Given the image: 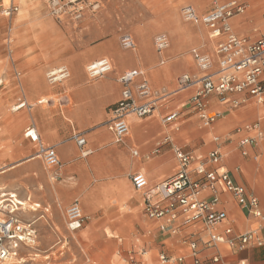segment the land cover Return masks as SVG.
<instances>
[{
    "label": "crops",
    "instance_id": "crops-1",
    "mask_svg": "<svg viewBox=\"0 0 264 264\" xmlns=\"http://www.w3.org/2000/svg\"><path fill=\"white\" fill-rule=\"evenodd\" d=\"M140 1L145 6V2ZM241 1L242 10L229 18L230 22L227 20L229 32L253 42L264 34L261 26L264 22V0ZM111 7L108 5L98 14L88 15L85 31L78 32L71 26L64 30H29V40L22 52L20 47L15 50L18 60L12 67L8 63L4 69L9 90L6 97L0 96L3 102L0 107V203L4 201L1 205L25 214V204H16L17 201H32L31 211L43 208V215L20 219L36 226V221L44 217L45 221L53 224L48 232L53 238L54 230L63 227L61 215L64 217L68 207L83 197L85 205L82 211L88 217L83 227L89 228L91 233L87 237L81 234L89 252L85 253L74 242L81 249L82 264H95L96 260H99L98 264H131L132 261L137 264H180L178 257H184L185 264H194L193 241L197 242V255L203 264H264V180L251 181L245 171L250 162L258 169L261 167L259 160L264 161V97L259 101L244 91L226 93L222 99L213 93L208 97L206 111L217 116L213 122L206 123L192 103L198 86L183 88L179 82L184 74L197 77L206 74L197 65L192 53L194 49L209 55L213 60L210 71H216L217 45L226 41L229 34L223 33L214 39L210 37L207 25L191 22L195 26L181 28L177 32L183 41L182 46L160 52L154 44V35L159 30L150 36V45L140 37L135 40L134 48H130L132 61L126 67L108 49L113 39L120 44L119 30L111 34L105 22V19L115 16ZM171 9L165 19L174 15L176 10ZM155 21L160 20L150 22ZM96 32L105 37L96 45L104 48L103 53L90 57L79 67L75 64L77 58L87 48L94 47L88 44ZM51 36L54 40L43 39ZM80 37L86 48L82 51L75 46ZM19 44L16 41V45ZM21 55L24 56L22 60ZM104 56L111 58L112 70L103 76L90 78L86 71L87 62ZM61 65L69 67L70 77L50 83L47 71ZM135 69L143 72L152 93L160 99L148 115L129 114V132L118 141L112 128V107L121 98L120 76ZM17 102H20V108L11 109L18 105ZM171 113H177L176 118L166 121ZM29 126L36 129L39 141L25 135ZM258 128L262 136L258 135ZM76 134L85 137L84 146L78 145L74 138ZM245 138L253 141L242 144ZM40 144L55 148L59 158L57 165H47L38 155ZM178 147L193 156L190 169L204 162L208 169H215L219 174L227 171L236 184L259 199L261 216L249 213L219 180L215 186L219 202L214 208L223 210L226 218L216 227L211 229L201 222L184 224L185 214L182 212L172 223L164 218L149 217L145 210L146 194L177 173ZM216 148L220 149L222 158L218 164H212L207 157ZM85 151L88 153L84 154ZM137 172L145 174L148 179L145 189H136L131 181V176ZM212 195L209 187L201 192L204 199ZM106 198H110V206L104 205ZM48 213L50 217L46 216ZM107 226L114 230L124 227L129 233L123 239L112 235L113 249L105 259H100L99 254L108 244ZM225 228H231V234H225ZM211 232L220 233L225 239L214 246H207L205 241ZM247 232H253L254 239L241 248L238 238ZM231 238L235 239L233 244L228 242ZM141 245H145L143 249L148 251V258L144 257L143 251H147L140 249ZM158 255H166L172 260L159 263ZM217 256L219 261H214Z\"/></svg>",
    "mask_w": 264,
    "mask_h": 264
},
{
    "label": "built area",
    "instance_id": "built-area-1",
    "mask_svg": "<svg viewBox=\"0 0 264 264\" xmlns=\"http://www.w3.org/2000/svg\"><path fill=\"white\" fill-rule=\"evenodd\" d=\"M19 1V0H16ZM84 0H52L53 13L59 17L65 15L67 11L77 19L82 17ZM74 6H78L75 7ZM17 9L14 6L12 9ZM242 10V5L237 3H223L217 5L212 11L200 17L191 6L183 8V15L187 21L199 22L202 20L211 30L215 37L228 33L229 38L217 45L218 69L211 72L213 60L207 54L193 50L198 67L205 71L202 76L184 74L180 78V85L183 88L197 85L198 88L192 97L193 107L197 110L200 118L206 123L215 120L216 114L209 116L206 111L209 95L216 93L224 99L226 93L248 92L251 96L261 101L264 97V34L257 40L250 42L246 37H238L231 34L227 20L235 13ZM170 41L166 34L156 37L155 45L158 51H164L169 47ZM125 48L134 47L135 43L130 35L123 37ZM112 70L111 62L102 58L93 61L88 66V72L92 78L103 76ZM71 75L67 66H58L47 72V79L55 84L68 79ZM141 77V78H140ZM140 78L136 83L135 79ZM122 84V94L120 100L112 107L113 122L112 128L116 139L121 141L129 132L127 116L135 114L139 117L148 115L156 108L160 97L152 93L148 80L144 78L137 69L124 72L120 76ZM177 113H171L166 117V121L175 119ZM25 135L33 141H39V135L35 128L29 126ZM258 135L262 136V131L258 128ZM79 146H84L86 139L81 134L74 136ZM253 139L245 138L242 144H247ZM88 152L85 151L84 154ZM137 155V151L134 152ZM38 155L42 156L47 165L54 166L59 163L58 154L54 147L39 145ZM176 157L179 160L177 173L168 180L160 182L150 189L146 194L145 210L149 217L154 219L164 218L172 223L179 219L181 212L185 214L183 223L193 224L201 222L208 228L219 225L226 218L223 210L215 209L219 202V196L215 193L216 183L221 180L225 187L234 193L238 202L253 215L261 216L259 199L254 195H249L245 188L236 184L227 171L219 174L215 169H208L204 162L199 163L195 168L190 169L189 165L193 159L191 153L183 148H176ZM222 158L219 148L212 150L207 160L212 164H218ZM134 187L138 190L145 189L149 182L145 174L137 172L131 176ZM205 187L212 189L213 195L209 199L201 198V192ZM13 198V195H11ZM159 197V199H155ZM12 204L14 202L10 200ZM16 204H21L17 201ZM15 205V204H14ZM7 208L8 216L0 218V264L19 254L21 245L35 244L37 231L32 222L22 221L15 213V208ZM68 225L72 231L82 228L86 217L78 201L72 203L67 209ZM176 231V229H173ZM225 234H231V228H225ZM225 239L220 233L211 232L205 241L207 246H214ZM240 247L244 248L254 239L253 232H247L239 236ZM227 240V238H226ZM230 244L235 242L234 238L228 239ZM259 244H262L259 241ZM194 257V264H203L198 257L197 242H191ZM219 257H214V261H219ZM162 261L172 260L166 255L161 256ZM180 264L184 263V257H178ZM131 264H137L132 261Z\"/></svg>",
    "mask_w": 264,
    "mask_h": 264
},
{
    "label": "rangeland",
    "instance_id": "rangeland-1",
    "mask_svg": "<svg viewBox=\"0 0 264 264\" xmlns=\"http://www.w3.org/2000/svg\"><path fill=\"white\" fill-rule=\"evenodd\" d=\"M19 1L0 0V96L2 97H4L9 90V86L5 81L6 70L4 69L8 67V63L9 67H12L13 63H16V61L18 60L15 56V50L20 47V50L22 52L24 46L26 45V42L29 40V37L27 36L29 30H64L71 26L74 28V30H77L78 32L85 31L86 17L88 15L93 16L98 14L102 9L106 8V6L109 5L111 7L113 3L115 4V6L111 7V11L113 12V15L115 14V16H113L111 19H105V22L107 23V27L109 28L111 34L115 30H119L120 32V44L117 42L116 39L112 40V44L119 51L130 53L131 49H126L123 45V37L125 35L131 34L136 40L138 36L135 32V28L137 27L147 28V30L151 32L150 36L153 33L161 30L154 35V44L158 35L166 34L169 36L171 41L170 48L180 47L182 46L183 41L179 38L177 34L179 29L188 28L189 26H195L194 23L192 24L191 21H187L185 19L183 15V8L185 6L195 7L198 11L197 14L200 17H203L205 14L212 11L217 5L226 3L230 0H206L205 2H202L201 5L198 0H142L145 2V6L140 0H84L82 4H79V6H83L82 17L79 19L75 17V13L73 18L69 11H67L65 15H61L60 17L57 14H54L53 5L51 3L52 0ZM236 1H238V4H241L240 2H242L241 0ZM62 2L63 4L67 3V0H62ZM107 2H110V4H107ZM14 6H16L17 9H12ZM75 7L78 6H74V9ZM171 8H174L176 10L174 15L172 17H169L168 19H165L166 13L172 11ZM152 20L160 21H155L152 23L150 22ZM228 21L230 22L229 19ZM199 23L204 24L201 20L199 21ZM120 26L121 28H119ZM261 26L264 27V22L261 23ZM242 29L247 28L243 27ZM150 36L148 38V45L151 44ZM104 38L105 37L102 35L101 32H96L94 35V39L91 41V43L88 44L94 47H89L87 49L85 48V45L82 44L81 37L78 38V42L75 44L76 48L79 51H82L84 48L86 49L82 54L79 55L77 59L79 60V62L81 61V67L83 63L90 57H95L103 53H96L94 52V50L100 48L96 45L100 44V42H102ZM43 39L54 40V37H45ZM16 41L20 43V46L16 45ZM23 57L24 56L21 55L20 59L22 60ZM104 57L108 58V56ZM108 59L113 65L111 58L109 57ZM90 63L91 61L89 63L87 62L86 64V71L88 76L89 72L87 67ZM81 73H83V71ZM19 103L20 102H17L16 104L19 105ZM2 104L3 102L0 101V107H2ZM13 106L11 109H13ZM32 206V201L27 202V204L25 205V214H15L22 220L24 218H39L43 215V208L34 212L31 211ZM1 207H7V205H0V218L4 219L8 216V213L6 212L7 208L3 209ZM82 208H84L83 205ZM46 216L50 217V213L46 214ZM61 216L64 220L63 227H61L59 230H54L55 236L53 238H51L48 234L53 224L51 225V223L45 221L44 217L38 219L36 221L37 224L35 226V229L37 231V238L35 240V244L21 245L18 256L14 257V260L10 264H82L80 260L82 257L81 249L76 244H79L83 248V251L85 253L89 252L88 250H86L88 248L86 245H84L82 237H80L81 234L84 237H87V232L89 231V228L87 229L83 227L78 232H73L68 225L67 210L65 211L64 217L63 215ZM87 220L88 217H86L85 224ZM44 224L46 225L43 226ZM105 232L107 233L109 238L108 244L103 247L104 249L102 251H105L106 255L102 259H105L113 249L112 244H114V240L112 235L117 236L119 239H123V236H126L129 233V231L125 230L124 227H118L117 230H114L110 226H107L105 228ZM31 246L34 248H31ZM144 247L145 245H141L140 249H143ZM144 252L145 251H143V253ZM119 256L121 257V254H119ZM161 256L158 255L159 263L161 261ZM98 263L99 260H96L95 264Z\"/></svg>",
    "mask_w": 264,
    "mask_h": 264
},
{
    "label": "bare ground",
    "instance_id": "bare-ground-1",
    "mask_svg": "<svg viewBox=\"0 0 264 264\" xmlns=\"http://www.w3.org/2000/svg\"><path fill=\"white\" fill-rule=\"evenodd\" d=\"M206 0H198V2L200 3V5L202 4V2H205ZM20 2V1H19ZM226 3H237L238 4V1H236V0H230V1H228V2H226ZM194 8V10L196 11V12H198L197 11V9L195 8V7H193ZM233 16V15H232ZM231 16V17H232ZM202 21V20H201ZM203 22V21H202ZM204 23V22H203ZM205 24V23H204ZM206 25V24H205ZM135 32H136V34H137V36H138V38L140 37V38H142V40L145 42V43H148V38H149V36H150V31L149 30H147V28H144V27H137V28H135ZM203 33V32H202ZM130 36L132 37V39H133V41H134V43H135V39H134V37L130 34ZM168 36V35H167ZM211 38H214L215 39V36L213 35V34H211V36H210ZM221 37V36H220ZM168 38H169V36H168ZM219 38V36H217V38L216 39H218ZM169 41H170V38H169ZM116 45V44H115ZM170 45H171V41H170V44H169V47H168V49L170 48ZM156 46V45H155ZM99 47V46H98ZM97 48V47H96ZM95 48V49H96ZM132 48H134V47H132ZM94 49V48H93ZM109 49V51H111V53H113V55L115 56V57H118V62L121 64V65H123V66H128L130 63H131V61H132V58H131V55H130V53H128V52H121V51H119L113 44L108 48ZM128 49H130V48H128ZM104 50V48H97L96 50H94V52H96V53H101L102 51ZM95 53V54H96ZM106 58V57H105ZM78 59V58H77ZM106 59H108V58H106ZM109 60V59H108ZM78 61V62H77ZM76 61V63L75 64H78V66L79 67H81V64H80V62H79V60H77ZM110 61V60H109ZM61 66H63V65H61ZM64 66H67V65H64ZM88 68V67H87ZM137 70H139V69H137ZM76 71V70H75ZM75 71H73V72H75ZM140 72H141V74H143V72L141 71V70H139ZM71 72V71H70ZM89 74V73H88ZM89 76H90V74H89ZM91 77V76H90ZM108 81V80H107ZM108 83H110V82H108ZM65 98V97H64ZM47 101V99H44V102H46ZM61 101V100H60ZM68 101V100H67ZM174 104V103H173ZM20 108V105H14L13 106V110H17V109H19ZM162 112V111H161ZM209 116H213V113H209ZM64 117V116H63ZM80 117V116H79ZM69 120V119H68ZM36 130V129H35ZM37 132V131H36ZM38 133V132H37ZM204 136V135H203ZM46 139V138H45ZM260 163H261V167H259L258 169L253 165V163H249L248 164V166L245 168V171H246V173H247V175H248V178L251 180V181H254V180H260V179H263L264 180V161H263V159L262 160H260ZM13 193V192H12ZM15 195V194H14ZM14 197V196H13ZM81 199V201L83 202V207H84V205H85V199L82 197V198H80ZM13 200V199H12ZM16 201V200H15ZM25 201V200H24ZM22 201L21 202V204H27V202L25 201ZM4 202V201H3ZM2 202V203H3ZM10 202V201H9ZM78 202H79V204H80V206L82 207V205H81V203H80V201L78 200ZM109 202H111L110 201V198H106L105 200H104V205L105 206H110V203ZM2 203H0V205L2 204ZM5 205V204H4ZM109 208V207H108ZM113 208V207H112ZM83 209V208H82ZM13 210V209H12ZM113 210V209H112ZM112 212V211H111ZM110 212V213H111ZM107 214V213H106ZM88 229V228H87ZM93 230V229H92ZM93 232V231H92ZM89 233H91V231H90V229H89V231L87 232V234L89 235ZM93 234V233H92ZM87 235V236H88ZM81 237V236H80ZM80 242V241H79ZM84 243V242H83ZM82 243V244H83ZM34 245V244H33ZM85 245V244H84ZM110 247V246H109ZM31 248H34V247H32L31 246ZM110 249V248H109ZM86 250H88V249H86ZM144 254V257H148V255H149V253H148V251L147 252H144L143 253ZM105 255H106V252L104 251H101V253L99 254V257H100V259H102V258H104L105 257ZM14 260V257H12L11 259H9L8 261H6L5 262V264H10L12 261ZM91 260V259H90Z\"/></svg>",
    "mask_w": 264,
    "mask_h": 264
}]
</instances>
